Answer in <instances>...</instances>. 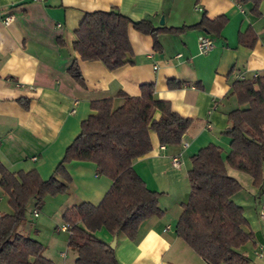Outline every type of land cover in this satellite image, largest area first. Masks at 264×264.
Instances as JSON below:
<instances>
[{
    "label": "crops",
    "instance_id": "crops-1",
    "mask_svg": "<svg viewBox=\"0 0 264 264\" xmlns=\"http://www.w3.org/2000/svg\"><path fill=\"white\" fill-rule=\"evenodd\" d=\"M114 5L133 19L147 16L160 25L161 17L173 26L192 24L203 15L225 14L227 21L219 36L208 33L214 43L207 53L199 48L200 33L207 34L201 29L160 32L161 48L156 49L150 34L129 25L134 61L109 69L102 60L81 59L73 41L85 11ZM8 13L13 19L6 23L3 17ZM249 26L258 35L251 47L238 41L239 31ZM75 57L83 84L68 71ZM255 72H264V0L256 11L252 0H0V160L8 169L37 168L48 178L81 121L94 111L93 98L113 97L116 106L123 102L118 92L138 95L143 82H152L155 97L168 100L193 123L183 136L185 146L164 145L151 130L152 148L133 160L145 183L161 191L159 205L164 212L142 221L134 239L123 232L114 235L105 227L96 234L106 242L116 237L114 248L121 264H209L176 231L181 204L188 196L183 186L190 155L212 141L229 149V137L221 131L228 124V111L238 105L233 83L237 73L251 77ZM170 79L181 84L172 86ZM25 100L28 106L22 103ZM159 114L157 109L154 117ZM172 155L179 165L171 162ZM64 166L72 181L60 193L58 207L63 211L81 200L99 203L111 178L99 174L92 160H69ZM232 168L228 167L231 174ZM241 171L232 174L242 184L232 198L243 206L244 227L253 231L254 239L240 250L250 257L248 264H264V219L259 214L264 187L254 186L251 176ZM2 194L0 187V213L9 212L7 196L5 200ZM60 256L67 258L66 251Z\"/></svg>",
    "mask_w": 264,
    "mask_h": 264
},
{
    "label": "trees",
    "instance_id": "trees-1",
    "mask_svg": "<svg viewBox=\"0 0 264 264\" xmlns=\"http://www.w3.org/2000/svg\"><path fill=\"white\" fill-rule=\"evenodd\" d=\"M245 2L248 0H240ZM254 10L261 0H252ZM227 16L203 15L192 24L180 26L155 24L144 16L133 19L118 6L109 10H87L75 29L74 48L81 59L102 60L113 69L134 61L129 25L150 34L154 47L161 48L159 33L180 34L201 29L219 36ZM258 40L256 30L249 26L239 31L238 41L251 47ZM78 58L68 68L81 84L84 79ZM181 83L170 79V85ZM152 82H143L140 94L118 92L123 102L114 105L113 97L92 99L93 112L81 121L80 130L65 147L63 156L48 178L37 168L8 169L0 160V187L7 196L9 212L0 213V264H54L44 254V244L29 233L18 231L28 202L35 209L47 194L63 193L72 181L66 161H94L97 172L107 175L112 183L99 203L81 200L65 207L62 217L70 223L68 245L75 251L73 264H121L115 248L96 234L102 227L116 235L125 233L134 239L139 224L148 216L163 214L159 205L161 191L152 190L133 166L137 156L152 148L150 131L156 132L164 145L180 144L192 123L182 116L168 100L155 97ZM238 105L228 111V124L221 131L228 135V150L214 141L199 147L190 155L188 179L190 191L176 222L178 235L209 264H248L250 257L240 250L254 239L252 230L244 227L243 206L232 194L242 184L228 167L244 171L252 184L264 187V72L237 78L233 83ZM28 106V102L22 101ZM160 110L157 118L156 110Z\"/></svg>",
    "mask_w": 264,
    "mask_h": 264
},
{
    "label": "rangeland",
    "instance_id": "rangeland-1",
    "mask_svg": "<svg viewBox=\"0 0 264 264\" xmlns=\"http://www.w3.org/2000/svg\"><path fill=\"white\" fill-rule=\"evenodd\" d=\"M231 170L233 175L235 173H240L237 170H233V168ZM183 188L188 189L189 194V179L187 181V185L183 186ZM2 195L5 199L6 194ZM59 197L60 193L47 194L43 198L42 203H40L37 207L40 209V215H38V217L34 216L31 213L32 209L35 208L33 202H28L24 219L18 226V231L22 233H29L32 237L40 239L44 244V254H46V256H49L50 259L53 260L54 264H71L72 260H74L75 257V251L72 249L71 246L68 245L67 236L69 235V231H62L58 228L62 224H65V221L62 217V208H59L57 205L60 201ZM168 197H173V194L171 193L170 196L169 193ZM61 251H66L67 258L64 259V257L60 256Z\"/></svg>",
    "mask_w": 264,
    "mask_h": 264
},
{
    "label": "built area",
    "instance_id": "built-area-1",
    "mask_svg": "<svg viewBox=\"0 0 264 264\" xmlns=\"http://www.w3.org/2000/svg\"><path fill=\"white\" fill-rule=\"evenodd\" d=\"M37 1H44V0H37ZM239 4L241 5V3H239ZM197 7L200 10H202V7H200V5L197 6ZM3 18H4L3 21L8 23V21H11L13 19V15L8 13ZM198 40L200 41L199 42V48L202 51V53H207L209 51V49L212 47L213 43H214L213 37L211 35H209V34L207 35V34H204V33L203 34L200 33V35L198 37ZM256 74H257V72L254 73V75H256ZM236 76H238L239 78H243V79L246 78V76H244L241 73H237ZM187 143H188V141L184 140L182 138L183 146L187 145ZM170 160L175 165H179L180 164V162L178 160V157L176 155H172V157H170ZM261 202L262 203H261L259 214L262 217V219H264V193L262 194ZM33 214L35 216H37L38 215V209H34ZM58 228H59V230H62V231H66V230L70 231L71 227H70V223L66 222L65 224H62L61 226H59ZM62 254L65 255V253H62Z\"/></svg>",
    "mask_w": 264,
    "mask_h": 264
},
{
    "label": "water",
    "instance_id": "water-1",
    "mask_svg": "<svg viewBox=\"0 0 264 264\" xmlns=\"http://www.w3.org/2000/svg\"><path fill=\"white\" fill-rule=\"evenodd\" d=\"M160 23L164 24V18L163 17H161ZM109 244L114 248L115 244H116V237H114V239H112Z\"/></svg>",
    "mask_w": 264,
    "mask_h": 264
}]
</instances>
